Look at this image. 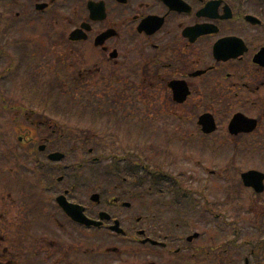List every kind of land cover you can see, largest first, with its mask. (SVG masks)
I'll list each match as a JSON object with an SVG mask.
<instances>
[{
	"label": "flooded vegetation",
	"instance_id": "1",
	"mask_svg": "<svg viewBox=\"0 0 264 264\" xmlns=\"http://www.w3.org/2000/svg\"><path fill=\"white\" fill-rule=\"evenodd\" d=\"M10 1L0 10L5 18L0 23L4 19L13 25L12 33L0 28V264H264V191L247 190L261 199L258 207L250 209L244 202L230 203L233 191L220 193L226 203L200 206L201 211L217 215L224 207L220 215L229 230L194 214L187 219L188 231L177 223L174 235L154 236L162 232L161 220L149 218L146 204L135 210L131 203L124 208L132 195L118 182L122 174H79V162L75 167L49 161L51 153L59 152L60 131L73 129L49 116L55 113L65 120L62 112L22 107L18 96L17 101L9 99L3 85L30 81L38 83L36 97H75L81 102L90 98L96 108L111 98L115 108L138 112L132 109L134 100L140 114L153 108L172 117L187 112L194 120L212 114L219 129L221 120L225 124L229 119L218 116L232 110L254 120L256 127L253 133L230 140L250 145L264 164V0ZM78 29L79 41H71V33ZM9 68L16 74L5 79ZM175 82L185 83L189 91L183 104L174 100L170 85ZM3 131L9 133L6 138ZM16 131L31 135L26 150L32 159L30 171H20ZM72 145L91 146L90 139L82 138ZM91 160L87 157L83 163ZM26 176L38 179L40 194L48 185L55 187L51 195L99 194V203L81 205L92 220H99L101 213L109 216L91 241L94 246L105 242L106 254L116 257H91L95 250L88 245L68 261V252L52 250L56 242L20 234L13 194L6 205L4 191L5 183L14 188ZM113 177L115 181L106 180ZM120 180L125 182V177ZM116 223L126 232L125 228L134 227L135 235L143 233L142 238L163 246L117 241L110 231ZM197 233V239H190Z\"/></svg>",
	"mask_w": 264,
	"mask_h": 264
},
{
	"label": "rangeland",
	"instance_id": "2",
	"mask_svg": "<svg viewBox=\"0 0 264 264\" xmlns=\"http://www.w3.org/2000/svg\"><path fill=\"white\" fill-rule=\"evenodd\" d=\"M8 4H1L0 9H3L7 7ZM6 15V13L4 14ZM13 88V86L9 87L7 90ZM75 101H79L77 98H73L71 103H75ZM70 104V103H69ZM71 105V104H70ZM73 105V104H72ZM78 108V107H77ZM154 109V108H153ZM91 110H89L90 113ZM155 111V110H152ZM89 113L85 117L79 116V118L76 117L75 114H67L64 115L65 122L68 126L71 127H79V123L82 122L81 127H83V131H79V135L81 137L84 136H94L100 134V138L105 140V137L103 135H109L111 134L110 126H108L105 122H112L113 120L110 118V113L106 111V115L102 121L96 120V124L94 122L90 121L89 119ZM126 114L128 116L131 115V121H134L135 117H139V114H137L135 111H126ZM125 114V115H126ZM230 114V113H229ZM224 115L220 118L229 116L232 117V114L230 115ZM55 117V115H52ZM84 118V120H82ZM170 125V127H166L165 131L163 132V128L160 127L156 129L155 131H149L146 134L147 141L158 143V145H149L146 144L145 147L140 146H129V147H120L122 150H129L134 149L136 151H140L143 149H147L150 152H145V156L148 157V162L143 163L147 164L153 171L157 165L164 170V174H170L173 177L179 175V174H186V177L183 179L184 186L188 187L189 189H192L191 191L196 192H203L205 186H210V189L206 192H204L207 200L209 201H218V202H224L223 197L219 192H216L215 190L218 189V187H215V190H212L211 183L207 176L204 174H209V171H216V174H228L227 176L229 179H237L239 175L248 170V169H261L255 166L250 158H247L246 156H239L237 154V151L235 149V146L231 145L230 143H218L222 144L219 146L216 144V148L213 147L212 150L216 151L215 155L217 157H211L209 155L204 156L201 155L200 157L196 156L194 152L191 154V147L188 146L189 143V136L192 134L193 130L190 127L184 128V125L180 124L176 125L171 123H167ZM96 125V127L94 126ZM106 125V127H105ZM134 126V123H132ZM149 126H153L151 124H148ZM222 128L226 127V124H222ZM105 127V128H104ZM89 128V129H87ZM150 128V127H147ZM155 128V127H154ZM179 134L177 137L176 134ZM224 132H220L219 134H223ZM134 136L129 137L128 139H131L132 143L134 142V139H136V142L139 143L137 139L143 138V136H138L142 134L139 131H134ZM132 135V131H131ZM143 144V143H142ZM217 150H219V153L217 154ZM213 155V153H212ZM214 156V155H213ZM79 161V157L77 156L76 160L73 162H70L69 164H77L76 162ZM109 163H105L101 166L100 171L103 168H106ZM259 166L262 167L261 171H264V165H261L258 163ZM231 167V168H229ZM80 174H83V172L79 171ZM232 174L233 177L230 176ZM27 178H30L27 176ZM5 186L7 187L4 191L6 195V205L7 201H11V193L13 194V200L15 202L13 210L16 211L17 215L19 216L20 221V234H34L36 233L38 236H42L45 239H54L52 233L53 230L49 229L47 226V222L43 218V214H46V204L44 199L47 198V196H43L38 191L34 192L29 188V185L25 184L22 186L19 182V185L14 188H12V183L9 182V185L5 183ZM223 186L227 189L231 188L228 183H223ZM214 188V187H213ZM252 197V198H251ZM226 199V198H225ZM236 201L249 204V209L253 207H258L259 202L261 201L260 198H254L252 194L250 193H237L234 194V198L230 200V203L234 206L236 205ZM150 204L151 201H148ZM252 206V207H251ZM11 207V206H10ZM9 207V208H10ZM170 218L172 216H169ZM26 222H30L32 225V230L27 231L25 228L22 227V224H25ZM52 230V231H51ZM35 235V234H34ZM57 240H61V244H64L65 246L72 244L69 240H65L64 236H60L57 238Z\"/></svg>",
	"mask_w": 264,
	"mask_h": 264
},
{
	"label": "water",
	"instance_id": "3",
	"mask_svg": "<svg viewBox=\"0 0 264 264\" xmlns=\"http://www.w3.org/2000/svg\"><path fill=\"white\" fill-rule=\"evenodd\" d=\"M184 100V98H180L179 101L182 102ZM209 118L208 116H204L201 119V123L202 125L205 127V131L210 133L212 131L215 130L214 124H213V119H207ZM248 122H251L248 119H245L243 116L241 115H236L235 118L233 119V121L230 124V132L232 134H239L240 132H250L252 131L253 127H250L248 124ZM248 127V128H247ZM57 156H54L53 159H57ZM62 158V156H60ZM59 158V157H58ZM257 176V173L255 172H250L245 174V178L249 179L250 182L253 183L252 179H254Z\"/></svg>",
	"mask_w": 264,
	"mask_h": 264
}]
</instances>
